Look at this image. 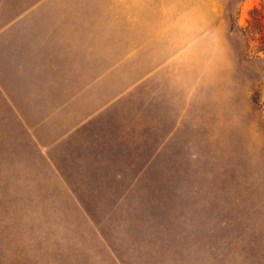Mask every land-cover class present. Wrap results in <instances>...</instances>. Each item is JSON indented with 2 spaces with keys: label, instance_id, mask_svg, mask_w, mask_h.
I'll return each instance as SVG.
<instances>
[{
  "label": "rangeland",
  "instance_id": "1",
  "mask_svg": "<svg viewBox=\"0 0 264 264\" xmlns=\"http://www.w3.org/2000/svg\"><path fill=\"white\" fill-rule=\"evenodd\" d=\"M0 264H264V0H0Z\"/></svg>",
  "mask_w": 264,
  "mask_h": 264
}]
</instances>
